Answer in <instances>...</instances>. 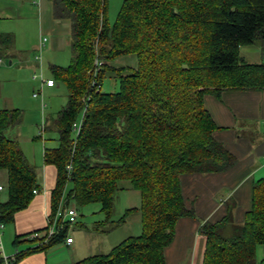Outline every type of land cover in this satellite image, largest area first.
Segmentation results:
<instances>
[{
    "label": "trees",
    "instance_id": "16d2710c",
    "mask_svg": "<svg viewBox=\"0 0 264 264\" xmlns=\"http://www.w3.org/2000/svg\"><path fill=\"white\" fill-rule=\"evenodd\" d=\"M50 1L53 15L70 21L71 48L66 66L50 65L54 83L63 82L68 92L50 124L58 133L57 145L42 151L43 162L56 169L51 211L67 184V205L99 203L107 221L115 191L140 193L139 206L124 215L138 210L142 231L107 253L71 264H165L163 249L177 219L195 217L184 203L180 174L222 171L235 162L212 135L217 126L203 105L204 94L264 89V62H247L239 50L257 42L264 53V0H122L113 24L108 0ZM10 35L0 31V54L13 46ZM124 54H134L136 64L110 65ZM108 70L119 82L113 92L101 88ZM22 115L17 107L0 109V170L6 173L7 194L0 201L2 223L26 207L37 192L33 189H39L35 166L10 136ZM45 128L44 121L37 138ZM122 180L128 182L124 187ZM228 203L222 219L200 222L198 232L205 237L201 264H259L264 176L252 183L242 223L230 224ZM68 227L65 222L46 242L40 236L37 245L18 252L13 261L61 241Z\"/></svg>",
    "mask_w": 264,
    "mask_h": 264
},
{
    "label": "crops",
    "instance_id": "0c3cea01",
    "mask_svg": "<svg viewBox=\"0 0 264 264\" xmlns=\"http://www.w3.org/2000/svg\"><path fill=\"white\" fill-rule=\"evenodd\" d=\"M47 3L51 6L54 23L63 24L69 34V19L55 17L50 0H30V4L37 7L35 15L38 18H41L42 8L47 11ZM5 8L7 7L0 6V14L11 17L12 9L8 7L10 10H4ZM47 40L46 37L45 42ZM239 50L241 57L247 62H264V53L257 42L243 45ZM6 51L9 55L15 53L12 48ZM56 82L58 81L55 80L53 86L46 87L54 88ZM203 105L217 126L212 132L214 139L235 157V162L222 171L180 174L184 203L187 208H193L195 217L182 216L177 219L173 238L163 249L165 264H201L205 244V237L198 232L201 220L214 222L222 219L230 202V224L242 223L245 212L251 205L252 183L264 176V89H223L218 95L206 93ZM35 171L39 189L29 204L15 211L13 218L3 223L0 229V264H71L84 257L80 256L83 255L80 241L71 233L72 226L66 229L61 241L46 249L27 252L15 261L4 260V255L10 258L16 251L18 254L37 245L38 238L52 225L58 209L67 205L65 189L56 210L51 211L50 191L55 183V167L44 163L42 159V164L38 168L35 166ZM0 184L3 187L0 190V201H4L7 198L4 190L5 172H0ZM64 219L57 215L54 226H61L63 230L62 224L66 221L61 220ZM32 234H36V237H32ZM68 235L73 238L71 243L64 240ZM15 238L19 242L14 243ZM257 251L260 257L258 259L257 256V261L260 262L264 260V244L258 246Z\"/></svg>",
    "mask_w": 264,
    "mask_h": 264
},
{
    "label": "rangeland",
    "instance_id": "374dc122",
    "mask_svg": "<svg viewBox=\"0 0 264 264\" xmlns=\"http://www.w3.org/2000/svg\"><path fill=\"white\" fill-rule=\"evenodd\" d=\"M1 5L7 7L4 10H10L8 7L12 9L11 17L0 14V31L11 34L14 41L11 48L15 53L9 55L6 51L0 54V109L17 107L22 110V121L13 127L10 136L18 139L25 156L38 168L42 164L43 148L57 144L58 133L50 124L57 111L67 101L68 94L65 84L61 81L56 82L51 89L41 87L40 74L42 79L53 78L49 69L51 64L66 66L69 63L71 48L68 29L64 28L63 24L54 23L49 3L47 11L42 8L41 18L35 15L37 7L31 5L30 0H0ZM121 5L122 0H108L107 16L110 24L116 19ZM41 36H46L48 40L39 50ZM8 61L12 63L9 64ZM135 64L134 54L119 55L110 62V65L115 67ZM118 87L117 77L109 70L106 71L102 79V90L113 92L118 90ZM34 92L37 93L36 97L32 96ZM80 119L81 115H78L76 122ZM44 121L46 128L43 136L37 138ZM126 183L128 182L124 180L119 182L123 187ZM69 187L70 184H67L65 189L68 190ZM113 198L111 217L108 221L99 203L76 205L69 201V205L76 209V222L69 227H73L71 233L81 243L83 255L80 256L107 253L123 238L142 231L138 210L124 215L126 209L139 206V191L119 189L115 191ZM122 216L123 221L119 222ZM256 254L260 259L258 251Z\"/></svg>",
    "mask_w": 264,
    "mask_h": 264
},
{
    "label": "built area",
    "instance_id": "2783aa9c",
    "mask_svg": "<svg viewBox=\"0 0 264 264\" xmlns=\"http://www.w3.org/2000/svg\"><path fill=\"white\" fill-rule=\"evenodd\" d=\"M46 40V37L43 36L40 38V41H39V50L42 48V46L44 47V42ZM96 70V68H95ZM40 79H41V87L42 86H53L54 85V79L53 78H46V79H42L41 78V74H40ZM33 96H37V93H33ZM44 105V103L42 104ZM74 126L76 127V124H74ZM2 189V185L0 184V190ZM37 190L36 189H33V192L35 193ZM57 215H59L61 217V219H64V220H61V221H66L68 225H72L75 221H76V209L74 207H71L70 205H65L62 209H58L57 211ZM57 215H55L54 217V221L51 222V226H49L46 230H45V233H44V237H43V242H46L47 239L51 236V235H55L57 234L61 228V226H54V223L56 222L55 218L57 217ZM65 223L62 224V227H64ZM3 226V223L0 222V229L2 228ZM32 237H36V234H32L31 235ZM65 242L66 243H71L73 238L72 236L68 235L65 237ZM2 250V247H1V242H0V251ZM17 255V251L9 257H6L4 255V260L7 261V262H10L12 260L15 259ZM259 264H264V260H262Z\"/></svg>",
    "mask_w": 264,
    "mask_h": 264
}]
</instances>
